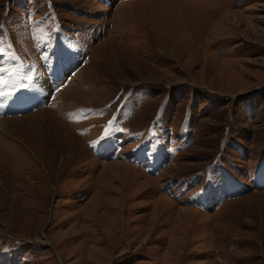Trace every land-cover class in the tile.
<instances>
[{
    "label": "rangeland",
    "instance_id": "obj_1",
    "mask_svg": "<svg viewBox=\"0 0 264 264\" xmlns=\"http://www.w3.org/2000/svg\"><path fill=\"white\" fill-rule=\"evenodd\" d=\"M0 120V264H264V0H0Z\"/></svg>",
    "mask_w": 264,
    "mask_h": 264
},
{
    "label": "bare ground",
    "instance_id": "obj_2",
    "mask_svg": "<svg viewBox=\"0 0 264 264\" xmlns=\"http://www.w3.org/2000/svg\"><path fill=\"white\" fill-rule=\"evenodd\" d=\"M47 89L48 88H46L45 83H42L41 81H37L36 84L34 85L33 89L30 90L31 94L29 95V97H26L25 100L20 98L16 101L15 104L10 105L11 106L10 115L16 114L14 112H17V111L28 110V108L33 107V105L35 106V105L40 104L42 102V100L45 98V95L47 93ZM31 103H32V105H31ZM3 122H4V120H0V125H2ZM2 127L0 126V128H2Z\"/></svg>",
    "mask_w": 264,
    "mask_h": 264
}]
</instances>
